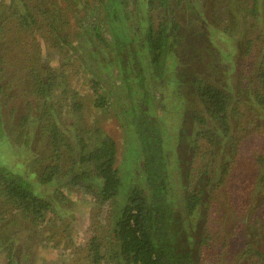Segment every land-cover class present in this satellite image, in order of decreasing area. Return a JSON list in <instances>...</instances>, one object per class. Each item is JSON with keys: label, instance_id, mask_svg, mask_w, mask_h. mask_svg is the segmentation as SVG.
Wrapping results in <instances>:
<instances>
[{"label": "trees", "instance_id": "16d2710c", "mask_svg": "<svg viewBox=\"0 0 264 264\" xmlns=\"http://www.w3.org/2000/svg\"><path fill=\"white\" fill-rule=\"evenodd\" d=\"M198 4L8 0L0 10V113L15 92L26 99L16 116L14 107L7 110L16 126L10 129L0 118V130L13 135L34 127L43 148L24 172L0 162V234L20 216L36 230L62 219L47 239L69 237L58 201L81 193L98 207L108 203V225L104 232L96 225L84 244L73 246L71 264H264V142L239 191L242 204L224 201L231 217L220 209L242 140L254 132L264 141V26H256L262 3L251 0L237 14L253 21H247L231 72L221 69L236 77L234 89L219 76L223 55L208 37L214 21L206 19L205 28ZM128 5L142 12L141 22L133 24ZM215 19L227 33L226 18ZM197 23L203 28L193 29ZM32 45H44L49 58L34 62ZM78 49L84 51L82 80L93 94L92 107L103 112L115 103L125 113L120 151L100 126L72 129L64 118L84 107L75 98L78 90L66 97V55ZM56 89L66 94L62 101ZM7 260L15 264L10 251Z\"/></svg>", "mask_w": 264, "mask_h": 264}, {"label": "rangeland", "instance_id": "374dc122", "mask_svg": "<svg viewBox=\"0 0 264 264\" xmlns=\"http://www.w3.org/2000/svg\"><path fill=\"white\" fill-rule=\"evenodd\" d=\"M90 2H92V0H90ZM7 3L8 0H2L0 10H3V7H6ZM261 3L262 4L260 5L258 11V20L256 21V26L262 27L264 26V0H261ZM250 4L251 0H199L198 4L199 18L205 24V28L208 27L207 20L209 23L210 19L214 21V24L210 23L211 27L209 28L210 33L208 34V37L219 50V52L221 50L223 61L226 63L225 64L223 62L225 65L224 67H220V65L216 66L220 67V70H218L220 72L219 76H221V78H223L227 84L231 85V88L233 89L237 81L236 77L234 79L226 77L222 73L221 69L228 68V72H231L229 67H233V62L236 60V47H241V43H244L242 36L244 35V30L248 28L247 21H253V16L250 15L244 18V16L240 17L237 14L241 8ZM130 6L131 5H128L126 8H130L132 11L131 14H133V24L135 25L139 23V21L141 22L142 12L141 14H138L137 9L134 8V6ZM3 14L5 13L0 11V15ZM95 15L98 16L97 13H95ZM218 17L226 18L227 24L229 25L227 33H223L222 28L218 24H215L216 21H218L215 18ZM99 18L100 15L97 19H95L98 21ZM193 21L194 20H192L191 24L195 23V21ZM192 28L202 29L203 26L202 24L197 23L194 24ZM131 29L132 28H130V30ZM228 34H232L233 38H228ZM198 46L201 48L204 46V44L202 43ZM32 48L35 54V58H33L34 62L36 60V56L39 58L48 57L47 55L49 52L46 51L47 48L44 45L41 46L40 50L36 49V47L33 45ZM78 50L79 51L76 50V53L74 52V54L67 53L68 55H66V60H70L71 62L70 66L67 68L70 69L69 88L71 90H69L70 92L66 94L68 95L69 93L78 90L79 95H76L75 98H82L84 107L80 113H72L70 116L65 113L64 118L68 122L69 127H72V129L77 127L78 124L81 126V123H85L89 126H100L103 130H105L106 133L116 139L120 151V145L122 144L123 140V129L121 127V123L124 121L123 116L125 113L121 112L120 108L115 103L112 104L113 109L110 108L103 112H97L96 109L92 107L90 100L93 94H91L89 89H87V83L82 80L84 77H86V75L83 73V65L85 66V64L82 62V59L84 58L82 53H84V51L82 49ZM29 53H31V50ZM50 55L52 63H55L57 55L53 56V53ZM8 56L11 57V53H9ZM253 57V53L247 55L248 64L252 63ZM85 61L89 63L87 57ZM91 64L92 69L96 71L98 69L96 64ZM165 88L166 86L164 89ZM159 92L160 95L163 96V92L165 91L161 89ZM159 92L158 96H160ZM15 93L17 95L13 99L8 98L7 101H4V105L1 104L2 108L0 118L4 120L5 124L10 129H13L16 124L12 122V118L7 113V110L9 111L11 107H14V115L16 116L18 114L17 112L21 111V107L25 103L24 98L26 99L25 94H20L19 91ZM55 93H58L57 89ZM66 94L60 95L58 93L56 97L61 100V98L66 96ZM66 97L68 100L73 96L68 95ZM28 99L30 100V98ZM109 101L112 103L114 102L112 99ZM0 134V162L17 172L26 171L29 161L34 153L37 151L39 152L43 148L42 142L39 141L40 137L36 134L34 127L31 130H13V135H11L7 133V130L5 132V127L2 126ZM251 135L246 136V138L242 140L239 150L234 156V170L230 174L227 183L224 185L223 192L220 194V209L221 211H224L226 217H231V215L229 214L224 201H227L228 199L229 201H236L235 203H238V206L242 204L239 200L241 199L239 191L241 188H243V184L250 176L249 173L252 169L251 163L253 162V152L256 151V149L264 142L262 140L263 137H259L255 133L252 136ZM120 161L121 159L119 158L117 163L121 164ZM58 203L60 206L57 205V207L59 210L61 209L62 212L59 213V215L65 214L64 218L66 220V224L68 225L66 233L70 234V239L69 237L61 239L56 235H54L52 239H47L49 229H51L52 226L56 227L53 228V230H56L58 225H63L62 219L48 221L46 226H43L41 230H36V228L30 227L28 221L21 218L20 216H17L16 222H8V226L1 230L6 234H0V264H8L7 253L9 251L12 253V257L15 258V264H71L70 258L73 257V246L79 247L84 244L89 235L91 236L95 232L96 225L100 226L98 229H101L103 232L107 228L108 220H105L104 218L106 216L105 212L108 209V203L98 207L93 199H90L81 193H72L68 202L66 200H61L58 201ZM256 203L257 202L253 201L250 209L255 208L254 205H256ZM231 205L234 207L237 206V204L234 203H231ZM2 208H5V205L3 202V197L0 195V210ZM8 219L9 218L7 217L6 220L8 221ZM226 222L228 225L230 224L228 220ZM62 228L65 227L63 226ZM97 233H100L99 230H97ZM6 235H8V239L4 238ZM57 239H60L58 240V245L54 244V241ZM69 242L71 243L69 244ZM65 245H69V247L66 249L64 247ZM69 251H71V254H68Z\"/></svg>", "mask_w": 264, "mask_h": 264}]
</instances>
